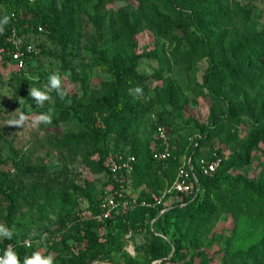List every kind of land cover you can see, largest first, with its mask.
Instances as JSON below:
<instances>
[{
	"label": "trees",
	"instance_id": "obj_1",
	"mask_svg": "<svg viewBox=\"0 0 264 264\" xmlns=\"http://www.w3.org/2000/svg\"><path fill=\"white\" fill-rule=\"evenodd\" d=\"M111 1L96 0L94 5L103 9ZM136 1L135 7L127 5L113 9L115 16L109 18L112 30L106 39L107 48H93L98 53L96 63L106 67L112 77L101 82L94 100L88 102L83 116L78 118L82 128L66 143L79 152L86 167L102 175V185L108 182L104 164L107 154L111 151L133 154L136 161L127 186L134 192L141 185L158 183L161 189L156 195L172 183L182 158L191 157L199 190L190 195L165 193L162 200L155 203L154 195L143 188L136 194L137 204L130 211L99 222L94 218L99 211V198L91 196L87 189L88 214L81 217L67 214L65 221L68 223H64V230L50 243L55 264H88L109 249H119L121 235L142 227L149 232L148 242L142 247L147 262H176L183 259L185 241L194 242L214 213L226 212L236 219H264L262 178L247 179L230 173L232 169L249 164L251 150L259 142L264 143V30L249 28V8L240 0ZM87 2L62 0L57 4L55 0H0V19L5 15L9 17V23L0 34L2 62H12L8 54L12 47L6 37L13 28L20 36L25 32L43 31L49 40L64 48L75 35L81 4ZM137 17L156 34L175 41L176 46L186 39L187 49L179 52L176 47L173 53L178 54L175 61L185 65V69L189 70L195 61L201 59L207 62L202 81L196 86L199 93H204L210 100L208 123L196 121V132L181 134L177 140L172 138L175 129L167 114L175 111L184 115L186 100L179 87L168 82L151 98L147 97L146 90L139 100L128 95L130 87H142L140 74L136 72L138 55L132 48V35L139 23ZM175 29L182 31L181 38L174 33ZM33 55L28 54L25 64L16 67V71L24 75ZM31 83L22 76L21 86ZM60 101L61 105L64 104ZM167 105L170 110L166 109ZM158 107L161 110L156 111ZM146 115L152 116L149 122L151 135L141 138L135 132L139 120ZM241 116L249 119L250 128L245 138L225 155L215 171L202 174L198 167L199 158H211L214 150L222 153V148L214 147L213 137L219 136L222 141L236 138L230 127ZM65 118L66 115L59 112L53 117V123ZM192 120L186 118L187 123ZM158 125L165 127L171 145L175 146L171 156L164 160L152 156L153 149L158 146L154 136ZM223 131L225 135L222 137ZM190 137L193 139L189 140ZM93 155L97 158H90ZM9 189L12 184L0 181V195L6 201L5 225L10 228L16 196L8 195L6 191ZM61 193L66 194L65 191ZM141 201L149 204H141ZM170 227L173 229L171 234L168 232ZM98 228L104 232L99 233ZM24 239L13 237L0 241V247L14 242L20 264L26 255L35 251L32 246H25ZM70 240L78 247L75 252H70ZM226 254L229 256L224 255L223 264H264V236L246 248ZM183 264L191 263L186 261Z\"/></svg>",
	"mask_w": 264,
	"mask_h": 264
},
{
	"label": "rangeland",
	"instance_id": "obj_2",
	"mask_svg": "<svg viewBox=\"0 0 264 264\" xmlns=\"http://www.w3.org/2000/svg\"><path fill=\"white\" fill-rule=\"evenodd\" d=\"M55 1L60 4L62 0ZM240 2L249 8V28L264 30V0ZM95 3L96 0H88L81 4L74 27L75 35L64 48L49 40L43 31L25 32L20 36L34 54L24 75L16 71L12 62L3 63L0 53V181L12 184V189L6 192L16 196L10 229L14 231V238L30 240L32 248L43 251L45 255H54L50 243L64 230V225L68 223L65 221L67 214L73 217L88 214L89 199L85 191L89 189L91 196L100 198L106 185H102V175L86 167L79 152L66 141L82 128L78 118L83 116L88 102L94 100V93L100 90L101 82L112 77L106 67L96 63L98 53L93 48H107L106 39L112 30L109 18L115 16L113 9L127 5L135 7L137 1L113 0L103 9L96 8ZM137 18L139 23L132 35V48L138 55L136 72L140 74L147 97H153L166 83L172 82L180 88L186 100L184 115L175 111H168L167 114L175 129L172 138L177 140L181 134L196 132V121L208 123L210 100L204 93L200 94L196 86L197 82L202 81L207 62L201 59L195 61L189 70L185 69V65L175 61L178 54L173 53L176 47L179 52L187 49L186 39L176 46L175 41L171 42L156 34ZM174 33L179 38L183 36L180 29H175ZM53 72L61 75L68 90V95L62 100L66 105H61L56 93L52 92L51 101L46 102L43 107L37 106L28 94L29 88L42 87ZM22 76L32 83L21 86ZM18 108L30 117L51 108L53 117L61 112L66 118L57 123L52 120L50 125L41 124L36 128L21 129L8 125ZM166 109L170 110L168 105ZM157 110L161 108L158 107ZM186 118L193 120L187 123ZM150 120L152 116L149 115L139 120V127L135 132L137 136L145 138L151 135ZM248 124L246 116L234 120L230 129L232 133H236V138L222 141L219 136H215L212 139L214 147L222 148L224 155L229 154L245 138L250 128ZM224 135L223 131L220 136ZM90 158L96 159L97 155ZM230 173L247 179L262 178L264 184V143L259 142L251 150L249 164L232 169ZM143 188L154 196L161 189L158 183H154L152 186L141 185L132 193L136 195ZM61 191L66 194L60 195ZM5 206L6 201L0 195V223L3 224ZM33 230L37 235H30ZM98 232L102 233L104 230L98 228ZM168 232H173L172 227ZM127 233L129 236H126ZM41 235L45 239H41ZM262 236L264 219H236L226 212H218L207 220L194 242L190 239L185 241V254L180 261L147 262L142 247L148 242L149 232L142 227L121 235L119 249H109L99 259L88 264H183L186 261L191 264H223L226 260L224 255L229 256L226 252L246 248ZM69 242L72 245L70 252H75L78 247L71 240Z\"/></svg>",
	"mask_w": 264,
	"mask_h": 264
},
{
	"label": "built area",
	"instance_id": "obj_3",
	"mask_svg": "<svg viewBox=\"0 0 264 264\" xmlns=\"http://www.w3.org/2000/svg\"><path fill=\"white\" fill-rule=\"evenodd\" d=\"M38 30H41V27H38ZM6 41L12 47L8 51L12 63L17 68L22 67L25 64L28 54L31 53L30 46L22 41L15 28H13L6 37ZM154 136L158 140V146L153 149V158L164 160L171 156V152L175 146L171 145L165 127L161 125L156 126ZM192 139L193 137L189 138V140ZM224 158L225 155L223 153H218L215 150L212 152L211 158L200 157L198 160L199 171L205 175L212 173ZM135 161V156L130 153L111 151L107 154L104 164L107 170L108 182L99 198V211L94 215L97 221L103 222L116 214H125L137 204L136 195L133 194L127 186L129 175L134 170ZM197 182L191 157L184 156L177 168L174 180L160 195L154 196V202H160L165 193L196 194L199 190ZM140 203L149 204L145 201H141ZM163 210L164 209H162V211ZM126 236H129V233H127ZM26 240L28 239H24V241ZM9 245L13 248L15 246L14 242H7L0 247V256L4 254V251Z\"/></svg>",
	"mask_w": 264,
	"mask_h": 264
},
{
	"label": "clouds",
	"instance_id": "obj_4",
	"mask_svg": "<svg viewBox=\"0 0 264 264\" xmlns=\"http://www.w3.org/2000/svg\"><path fill=\"white\" fill-rule=\"evenodd\" d=\"M8 23L9 17L7 15L0 19V34H3L4 26ZM52 92H55L61 100H64L68 95V90L64 86L63 78L56 72L48 76L47 83L42 87L30 86L28 94L37 106L43 107L46 102L51 101ZM128 95L134 100H139L144 96V89L140 86L130 87L128 89ZM52 120L53 111L51 108L47 112L33 114L31 117L21 112L18 108L13 113V118L8 121V125L16 126L21 129L24 127L36 128L41 124L50 125ZM30 235L35 236L37 233L33 230ZM13 236L14 231L5 224L0 223V239L11 240ZM44 238L45 236L41 235V239ZM24 244L25 246L31 247L30 240L24 241ZM0 264H20V259L11 245H9L4 251V254L0 256ZM23 264H55V257L52 254L45 255L43 251L37 250L31 255H26Z\"/></svg>",
	"mask_w": 264,
	"mask_h": 264
}]
</instances>
